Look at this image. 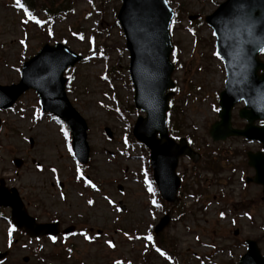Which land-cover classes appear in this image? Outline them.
<instances>
[{"label":"rangeland","instance_id":"rangeland-1","mask_svg":"<svg viewBox=\"0 0 264 264\" xmlns=\"http://www.w3.org/2000/svg\"><path fill=\"white\" fill-rule=\"evenodd\" d=\"M168 1L178 11L170 27L175 88L169 125L173 138L187 139L200 159L195 164L187 158L178 161L180 207L157 235L162 247L155 248L143 237L153 235L164 208L170 206L159 202L150 185L148 151L136 142H124L137 116L145 114L133 106L128 53L115 22L120 0H26L40 25L29 20L15 0H0V85L17 84L23 62L44 44L63 43L83 56L64 77L66 96L87 123L89 147L86 165L77 164L69 134L65 140L61 132L67 127L40 114L32 90L11 109L0 111V178L5 187L17 190L30 215L40 203L76 228L66 241H30L20 232L10 233L9 211L0 209V252L9 251L0 264H236L246 239L255 240L264 255L259 188L243 187L244 177L252 175L245 153L257 151L258 145L241 138L214 143L208 136L218 120L225 74L202 18L225 0ZM42 7L49 9L48 17ZM189 16L199 18L190 22ZM240 107L232 111L235 128L243 124L237 117ZM15 158L22 161L19 169L11 162ZM86 178L96 185L94 190L85 184ZM108 242L114 246L108 247Z\"/></svg>","mask_w":264,"mask_h":264},{"label":"water","instance_id":"water-1","mask_svg":"<svg viewBox=\"0 0 264 264\" xmlns=\"http://www.w3.org/2000/svg\"><path fill=\"white\" fill-rule=\"evenodd\" d=\"M172 17L165 0H122L117 20L130 55L129 71L135 91V107L146 113V118L137 119L133 135L150 150L153 178L162 199L177 204L180 181L175 170L178 159L185 156L196 162L199 156L187 146L185 139L175 143L166 129L167 103L172 93H163L173 89L170 80L173 66L169 62ZM194 18L189 17V20ZM204 21L213 30L216 54L222 59L227 75L225 90L219 97V121L211 126L209 135L215 142L234 136L257 140L264 148V127L252 126L255 120L264 118V73L261 77L251 78L252 81H244L241 77L249 75L241 70L242 67L259 65L257 55L264 47V0H226ZM81 59L61 44L45 45L23 65L19 84L0 87V97H3L0 109L10 107L24 91L34 89L42 111L54 114L70 126L75 157L84 163L88 153L86 124L68 102L64 91L66 80L63 78L64 71ZM240 101L250 109L239 112L240 118H247L248 125L244 130H235L230 123L231 110ZM106 133L110 136L108 130ZM248 160V165L255 171L250 181L261 184L264 195V158L249 153ZM15 165L19 167L20 162H15ZM0 206L10 207L12 222L31 237L56 233L44 231L47 225H34L14 189L7 191L0 187ZM171 215L172 209L159 221L155 234L168 226ZM37 230L41 231L36 233ZM246 244L247 252L239 264H264L256 243L247 241Z\"/></svg>","mask_w":264,"mask_h":264},{"label":"flooded vegetation","instance_id":"flooded-vegetation-1","mask_svg":"<svg viewBox=\"0 0 264 264\" xmlns=\"http://www.w3.org/2000/svg\"><path fill=\"white\" fill-rule=\"evenodd\" d=\"M262 55H264V53H262ZM263 58V56H262ZM264 62V60H262ZM258 74L260 75L261 72L259 71ZM259 124H263V123H259ZM259 188V192L261 190L260 187ZM33 209V217L35 218L36 222L39 223H54L57 222L59 223V231L66 229V221L62 218V217H56L54 215H51L49 213L50 208L45 207L44 205L40 204V203H36V205L32 208ZM58 238L60 239H66V235H60L58 236ZM46 238H41L39 240H43Z\"/></svg>","mask_w":264,"mask_h":264},{"label":"snow or ice","instance_id":"snow-or-ice-1","mask_svg":"<svg viewBox=\"0 0 264 264\" xmlns=\"http://www.w3.org/2000/svg\"><path fill=\"white\" fill-rule=\"evenodd\" d=\"M16 6H17L18 8H22V7H23V6L21 5V3H20V0H16ZM24 15H25L29 20H33L37 25H40V24H41V21H40V20H36L35 17H33V16L31 15V13H29L28 11L25 10ZM49 34H51V33H49ZM20 43H21V44H24V41L21 40ZM259 50H260L261 53H264V47H261ZM61 132L64 134L65 140H67V139H68V134H67V132H65L63 128H61ZM69 150H70V149H69ZM70 151H71V150H70ZM77 175H78V177H79V169H77ZM85 184H87L89 187H95L94 185H92V184H91L89 181H87V180H85ZM149 191H151V189H149ZM62 198H63V197H62ZM92 203H93V201H91V200L88 201V204H89V205H91ZM109 203L111 204L112 202L109 201ZM117 211H119V209H117ZM9 231H10V233H11L12 229H9ZM84 238H85L86 240L89 239V237H87V236H85ZM139 238H140V237H137V239H139ZM50 239H53V240H54V238H52V237H50ZM143 239L148 240V241H151L152 237H150V236H145V237H143ZM113 246H114V245H113L111 242H108V247L111 248V247H113ZM157 251L159 252V254H160L161 256H164V253H163L162 251H160L159 249H157ZM165 259H167V257H165ZM116 264H120V262H119V261H116Z\"/></svg>","mask_w":264,"mask_h":264},{"label":"trees","instance_id":"trees-1","mask_svg":"<svg viewBox=\"0 0 264 264\" xmlns=\"http://www.w3.org/2000/svg\"><path fill=\"white\" fill-rule=\"evenodd\" d=\"M24 1L22 0V3H23Z\"/></svg>","mask_w":264,"mask_h":264}]
</instances>
